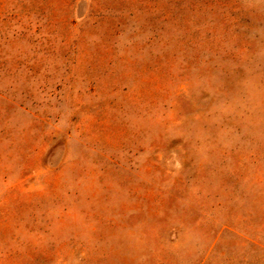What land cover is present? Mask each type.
<instances>
[{"label": "rangeland", "instance_id": "obj_1", "mask_svg": "<svg viewBox=\"0 0 264 264\" xmlns=\"http://www.w3.org/2000/svg\"><path fill=\"white\" fill-rule=\"evenodd\" d=\"M0 264H264V0H0Z\"/></svg>", "mask_w": 264, "mask_h": 264}]
</instances>
